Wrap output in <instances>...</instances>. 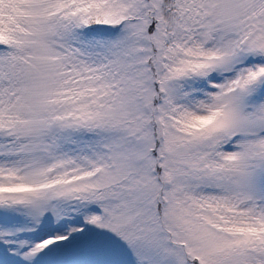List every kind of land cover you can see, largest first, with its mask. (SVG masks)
<instances>
[{"label":"snow or ice","instance_id":"snow-or-ice-1","mask_svg":"<svg viewBox=\"0 0 264 264\" xmlns=\"http://www.w3.org/2000/svg\"><path fill=\"white\" fill-rule=\"evenodd\" d=\"M0 264H264V0H0Z\"/></svg>","mask_w":264,"mask_h":264}]
</instances>
